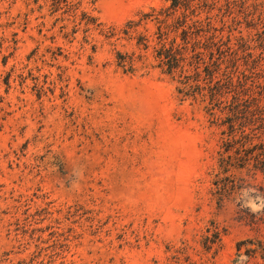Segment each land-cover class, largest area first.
Returning <instances> with one entry per match:
<instances>
[{"label": "rangeland", "instance_id": "obj_1", "mask_svg": "<svg viewBox=\"0 0 264 264\" xmlns=\"http://www.w3.org/2000/svg\"><path fill=\"white\" fill-rule=\"evenodd\" d=\"M168 5L0 0V264H264V172L157 66Z\"/></svg>", "mask_w": 264, "mask_h": 264}, {"label": "trees", "instance_id": "obj_2", "mask_svg": "<svg viewBox=\"0 0 264 264\" xmlns=\"http://www.w3.org/2000/svg\"><path fill=\"white\" fill-rule=\"evenodd\" d=\"M191 1L169 0L168 10L156 16L157 66L177 81L180 99L205 102L208 114L226 127L221 130L228 136L221 146L225 155L219 154L225 168L252 166L264 172V0H214L220 2L218 19V14L201 17L215 3ZM228 20L244 22L249 40L230 30L217 35L214 23L224 27ZM221 98L230 104L225 115L215 112L214 102Z\"/></svg>", "mask_w": 264, "mask_h": 264}, {"label": "clouds", "instance_id": "obj_3", "mask_svg": "<svg viewBox=\"0 0 264 264\" xmlns=\"http://www.w3.org/2000/svg\"><path fill=\"white\" fill-rule=\"evenodd\" d=\"M256 199H261V198L257 197ZM246 206L249 207V209L252 212H257V211L261 210L262 208H264V200H261L260 203H257L256 200L250 199ZM246 259H247V257H244V256H242L240 258V260H246ZM238 264H239V261H238Z\"/></svg>", "mask_w": 264, "mask_h": 264}]
</instances>
